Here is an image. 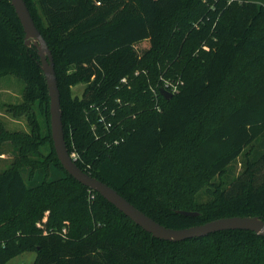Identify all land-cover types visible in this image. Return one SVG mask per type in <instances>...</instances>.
I'll list each match as a JSON object with an SVG mask.
<instances>
[{"label":"trees","instance_id":"trees-1","mask_svg":"<svg viewBox=\"0 0 264 264\" xmlns=\"http://www.w3.org/2000/svg\"><path fill=\"white\" fill-rule=\"evenodd\" d=\"M25 2L52 51L67 147L83 171L168 228L264 220V5ZM7 75L26 83L14 109L29 111L33 134L0 125V144L18 152L0 172V264L28 252L33 264H264V237L255 232L160 240L75 180L54 148L40 57L25 45L11 0H0V77ZM162 79L180 82L170 100ZM79 84L82 95H73ZM240 156L242 172L225 183ZM204 186L211 198L201 201Z\"/></svg>","mask_w":264,"mask_h":264},{"label":"water","instance_id":"water-1","mask_svg":"<svg viewBox=\"0 0 264 264\" xmlns=\"http://www.w3.org/2000/svg\"><path fill=\"white\" fill-rule=\"evenodd\" d=\"M11 4L15 8L23 26L25 32V45L27 47H34L40 57L41 69L45 76L50 97V123L54 148L63 168L75 180L88 187L90 190L97 192L136 225L150 233L154 238L160 240L181 242L229 230L252 231L264 237V220L258 216L224 217L189 228H168L139 210L114 188L83 171L77 163L72 160L67 147L63 124L61 94L52 51L48 42L36 26L25 0H11ZM160 93L167 100L173 97V95L165 89H161ZM178 213L185 216L199 215L197 212L189 211H178Z\"/></svg>","mask_w":264,"mask_h":264},{"label":"rangeland","instance_id":"rangeland-1","mask_svg":"<svg viewBox=\"0 0 264 264\" xmlns=\"http://www.w3.org/2000/svg\"><path fill=\"white\" fill-rule=\"evenodd\" d=\"M255 1L260 5H264V0ZM239 3H241V1H239ZM141 48H143V46L138 48V50ZM85 87V84H79L73 87L72 94L81 96ZM25 89L26 83L14 75L0 77V125L6 132L25 135L33 134V126L31 124V120L29 119V111L19 113L14 109L16 106H20L24 103ZM17 154L18 152L15 151L10 142L0 144V172L11 166ZM244 162V156H240L229 167L222 180L226 183L239 175L242 172ZM220 180L221 179H216L217 182ZM207 188L208 186H204L200 191V194H198L201 201H206L211 198V195L206 190ZM35 256V253H24L12 259L9 264H33Z\"/></svg>","mask_w":264,"mask_h":264},{"label":"built area","instance_id":"built-area-1","mask_svg":"<svg viewBox=\"0 0 264 264\" xmlns=\"http://www.w3.org/2000/svg\"><path fill=\"white\" fill-rule=\"evenodd\" d=\"M123 83L127 82V79L124 78L122 80ZM161 88L167 90L169 93L174 95L175 93L178 92L179 90V81L175 82L173 80H168V79H162L161 80ZM154 91V90H153ZM155 92V91H154ZM101 116V121L105 123V128L108 130L111 127V123H107L106 119L104 116ZM111 116H115V110L111 111ZM70 156L74 162L80 161L81 156L75 146H72V150L70 152Z\"/></svg>","mask_w":264,"mask_h":264}]
</instances>
